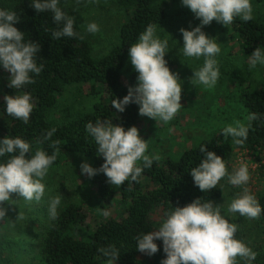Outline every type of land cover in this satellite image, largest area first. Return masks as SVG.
Wrapping results in <instances>:
<instances>
[{
  "label": "trees",
  "instance_id": "1",
  "mask_svg": "<svg viewBox=\"0 0 264 264\" xmlns=\"http://www.w3.org/2000/svg\"><path fill=\"white\" fill-rule=\"evenodd\" d=\"M171 1L114 0L127 14V18L119 26L118 42L106 54L95 58L91 55L90 46L81 33L75 15L68 13L74 17L73 28L79 35L55 39L51 33L57 29V25L51 18V12H36L30 7L29 0H0V8L12 10L19 17L15 26L24 32V38L39 43L36 62L43 65L42 71L34 76V82L18 90L27 91L32 97L34 107L29 122L25 124L11 117L1 104L0 138L5 135L20 136L30 143L33 151L41 148L48 154L55 152L56 159L49 168L57 166L71 155L91 157L92 166L99 168L103 157L97 153L94 141L86 133L84 125L100 118L122 124L125 129L138 126L136 104L129 103L123 112H119L111 102L114 98H122L128 90V85L122 82V73L129 63V45L136 41L138 34L149 23L158 28L175 20L176 16L170 13ZM251 3H264V0H251ZM228 32L231 48H235V51L230 49V52L250 57L256 47L264 51V21L261 19L253 17L244 22L238 17L234 18ZM165 59L170 66V56L165 55ZM2 73L8 76L5 70L0 69ZM136 75L135 71L129 75L131 83L136 82ZM71 87L75 88L74 96L83 88L86 96H95L91 107L74 109L66 106L62 109L63 117L51 119L50 113ZM6 90L11 93L13 89L7 84ZM239 100L246 117L249 113H255L256 119L251 121L244 143L238 146L249 151L264 148V84L256 87L246 84ZM52 128H55L52 137L44 140V134ZM221 130L202 138L175 158L155 160L150 168L143 169L136 181L111 185L102 171L90 177L89 180L95 184L101 209L114 197L121 203L116 216L99 213L97 222L91 225L89 214L81 205L61 200L56 219L49 221L41 242L42 261L45 264H102L103 261L114 259L116 264H161L165 256L162 242L156 241L158 251L149 256L136 249V236L155 230L157 221H161L173 206H183L197 197L212 201L221 195L218 186L202 192L194 185L189 172L202 158L200 146L203 144L205 151L212 150L224 161L228 160L234 143L229 137L223 136ZM256 199L262 208L259 218L264 223V185L257 192ZM6 204L7 201L0 203V207L4 208ZM2 220L3 217L0 218V233ZM108 248L116 250L115 257L103 254L101 250ZM261 255L264 257V254Z\"/></svg>",
  "mask_w": 264,
  "mask_h": 264
},
{
  "label": "clouds",
  "instance_id": "2",
  "mask_svg": "<svg viewBox=\"0 0 264 264\" xmlns=\"http://www.w3.org/2000/svg\"><path fill=\"white\" fill-rule=\"evenodd\" d=\"M180 3L194 14L199 24L179 29L183 44L178 51L187 58L203 57L202 65L193 70L190 79L211 89L219 77L216 56L220 53V47L213 37L202 30V26L213 20L227 26L237 17L244 22L251 20V0H180ZM29 5L36 12L52 13L51 18L57 25V29L51 33L52 38L79 35L73 28L74 17L67 10H62L61 0H29ZM18 20L14 11L0 8V69L8 73V86L16 90L13 95H4L3 106L8 115L27 124L34 107L32 97L27 91L18 93L17 90L32 84L43 65L36 62L39 43L24 38V32L15 26ZM85 30L94 34L99 31V25L95 21L88 22ZM168 50V40L156 34L155 24L149 23L138 34L127 51L128 59L137 73V83L129 85L122 98L112 100L111 104L117 111L123 112L126 105L134 103L141 116L164 123L173 119L181 107L182 82L168 66L165 59ZM257 64L264 65V51L260 47L251 52L248 60L249 68ZM245 119L247 123L234 120L226 124L221 130L223 136L231 137L236 145L243 144L256 115L249 113ZM84 127L94 141L97 153L103 157L99 168L81 161L80 172L89 178L102 171L111 185L136 181L143 169L150 168L159 159L158 155L146 154L148 145L135 125L125 129L122 124H115L110 119L96 118L95 122H86ZM54 132L55 128L48 130L43 139L49 140ZM200 151L202 158L189 170L194 185L205 192L216 188L225 179L229 185L239 189L227 202V212L257 218L262 208L247 187V165L241 163L229 172L220 155L212 150L205 151L204 144L200 146ZM0 158H3L0 159V203L12 200L13 193L25 201L39 202L45 195L42 181L56 159L55 152L48 154L41 148L33 151L24 138L5 135L0 138ZM47 204L48 217L55 220L60 197L49 195ZM222 207V204H214L200 197L183 206H173L155 230L136 236V249L151 256L158 251L156 241L160 240L165 253L161 264H238L237 258L243 264H252L256 252L236 237L237 225L222 214ZM104 214L108 215L107 212ZM4 216L5 209L0 207V218ZM101 251L105 256H116L114 248Z\"/></svg>",
  "mask_w": 264,
  "mask_h": 264
},
{
  "label": "rangeland",
  "instance_id": "3",
  "mask_svg": "<svg viewBox=\"0 0 264 264\" xmlns=\"http://www.w3.org/2000/svg\"><path fill=\"white\" fill-rule=\"evenodd\" d=\"M60 6L62 10L65 9L77 17L92 57L106 54L118 42L119 26L127 18V14L114 0H61ZM252 8L253 17L264 21V3H256ZM170 13L176 16L175 20L172 24L167 23L164 27L156 28V34L161 39L168 40L169 50L166 55L172 59L169 68L178 74L182 82L181 107L167 123L138 114L137 126L139 135L148 145L146 154L158 155L159 159L177 157L184 149L196 145L202 138L209 137L234 120L245 123L246 112L239 100L241 90L246 84L252 87L264 84V65L257 64L254 68H249L248 56L230 52L232 48L228 38L229 25L225 26L215 20L202 26V30L213 37L220 47V53L216 56L218 80L211 89L191 82L193 70L202 65L203 57L187 58L178 51L183 44L179 29L194 27L199 24V20L180 3V0L171 1ZM92 21L99 25V31L94 34L85 30L86 24ZM232 50L235 51V48ZM132 72L134 69L129 61L122 73V82L128 86L137 83L129 81ZM7 84L6 73L0 74V106L5 94L13 95L16 91L13 89L11 93L8 92ZM17 92L19 93L18 90ZM74 92L75 88L71 87L59 99V105L50 113L51 119L63 117L62 109L66 106L74 109L91 107L95 96H86L84 88L75 96ZM233 146L230 157L225 161L226 169L230 172L241 163L247 165V187L256 198L257 192L264 185V148L249 151L236 144ZM81 161L92 165L91 157L71 155L57 166L49 168L42 181L45 185V195L39 202L25 201L15 193L11 194L12 200L7 201L4 207L5 216L0 233V264H45L41 259L40 249L50 221L47 213L49 195L59 196L60 201L81 205L88 212L91 225H95L99 213L107 212L108 215L105 216H116L121 203L114 197L101 209L95 184L80 172ZM220 184L223 185L220 189L221 195L212 202L223 205L222 214L237 225L236 237L256 252L252 264H257L255 261L264 264V257L261 255L264 254V223L259 216L247 218L239 213L229 214L226 210L227 202L239 189L229 185L225 179H222ZM159 222L160 220L155 228L159 226ZM237 259L239 263L243 262ZM102 264H116V261L112 259L103 261Z\"/></svg>",
  "mask_w": 264,
  "mask_h": 264
}]
</instances>
